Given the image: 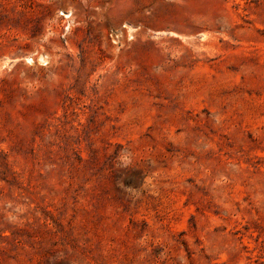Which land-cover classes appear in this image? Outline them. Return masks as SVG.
Segmentation results:
<instances>
[{
	"label": "rangeland",
	"instance_id": "obj_1",
	"mask_svg": "<svg viewBox=\"0 0 264 264\" xmlns=\"http://www.w3.org/2000/svg\"><path fill=\"white\" fill-rule=\"evenodd\" d=\"M0 264H264V0H0Z\"/></svg>",
	"mask_w": 264,
	"mask_h": 264
}]
</instances>
